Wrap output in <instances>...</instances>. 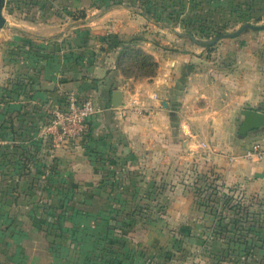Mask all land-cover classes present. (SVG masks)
Segmentation results:
<instances>
[{"label":"crops","instance_id":"obj_1","mask_svg":"<svg viewBox=\"0 0 264 264\" xmlns=\"http://www.w3.org/2000/svg\"><path fill=\"white\" fill-rule=\"evenodd\" d=\"M125 2L2 0L0 147L15 163L10 171H0V177L10 176L0 188V226L30 224V233L44 240L33 225L45 218V194L59 206V194L69 190L73 204L86 207L69 214L75 233L108 221L134 227L144 222L150 226L145 235L150 258L157 253L156 242L164 239L167 249L185 248L182 264H230L221 255L229 247L211 230L218 218L185 194L193 193L190 176L198 171L216 183L264 193V159L243 155L255 138L238 134L244 108L264 112V29L245 30L223 40L216 52L213 47L204 52ZM134 46L156 62L152 75L122 70L123 55ZM113 89L122 91L121 106L111 104ZM71 94L90 98L98 110L88 117L84 136L59 139L46 126L52 108ZM132 99L140 105L137 110ZM251 132L257 137L264 130ZM22 150L34 164L29 160L18 168ZM39 154L48 159L42 171L35 165ZM157 189L164 194L166 212L131 216L145 205L135 195L152 196ZM115 209L123 210L121 221L108 217ZM163 225L178 227L166 233ZM8 232L0 229V264H34L26 263L25 252L20 255L29 234ZM126 233L120 236L142 261L136 247L140 238ZM12 254L24 257L19 262ZM53 254L49 257L57 262L49 258L47 264H60L61 255ZM261 256L264 262V244ZM37 262L44 264L41 258Z\"/></svg>","mask_w":264,"mask_h":264},{"label":"rangeland","instance_id":"obj_2","mask_svg":"<svg viewBox=\"0 0 264 264\" xmlns=\"http://www.w3.org/2000/svg\"><path fill=\"white\" fill-rule=\"evenodd\" d=\"M148 2L150 5L145 8L151 13L156 12L157 18H155L162 26L170 25L172 30L180 32L176 35L180 36L182 40H188L192 43L194 42L190 39L189 33L193 34L197 39H210L223 32H234L246 22L264 23V0H149ZM136 8L138 11L145 9L143 5ZM190 29L192 30L191 32L189 31ZM239 36L241 34L237 37ZM223 40H226V38L209 45L213 47L210 50L216 52L217 46ZM177 45L182 50L185 49L182 46L181 40ZM198 46L203 47L204 52L208 51L205 46ZM171 47L173 49H179L176 46L174 47V45ZM132 56L133 54L129 51L122 58V70L127 74L132 73L141 76L144 73L148 74L156 71V66L150 63L151 60H146L142 69H138L135 62L132 64ZM246 136H248V139H254L256 138V133L251 132ZM0 149L3 150V146ZM39 159V166H37L38 171H41V169H44V164L47 165L48 159L45 160L42 154H39ZM196 169L198 171V167ZM1 170L2 168H0ZM200 173L199 171L198 173L191 172L190 181L192 186L188 190L193 191V193L188 192L189 194L185 195L191 197L196 202L195 205L202 208L204 206L208 212L218 218V223L211 230L215 233V236L218 235L216 238L223 239V242H226V246L229 247V252L225 253L224 250L223 254H221L222 257L227 262L230 261V264H263L261 247L264 243L261 237L264 235V193L248 191L249 189L246 191L245 186L235 183L229 185H224V183L220 182L216 183L210 180L211 178H202ZM8 178L0 177V188L8 182ZM158 192L157 189V192L152 196L149 194L145 195L143 192L135 195L136 197L142 198L139 200L145 202V205H141L135 213L130 215L140 217L144 214L153 218L158 213L162 214L166 212L167 207L165 206L166 202L163 198L164 194ZM45 197L47 199L45 201V207H47L51 201H49V197L46 194ZM72 197L73 195L69 193V190L59 194L60 204L62 205L63 211L66 212V215L63 213L60 219L63 221L60 230L62 231V235L57 229H55L54 235L51 236L37 229L39 234H44V240H42L41 235L40 237L39 235L33 236L30 233L32 232L30 224L8 225L9 228L0 226V229H6L9 232L16 230L18 233L22 232L24 235L26 233L29 234L30 239L28 244L26 243L25 251L20 252V255L22 253L24 254V252L26 253L24 255L26 263L32 260L34 264H37V261L41 258V261L47 264L49 258H51V261L54 260L52 257H49L54 253V257L61 255L59 257L60 264H182L181 258L185 248L177 244V247L172 246L174 248L167 249L165 247L166 240L164 239L158 240L155 244L157 250L155 255L156 259L154 254L153 258L149 257V246L146 245L148 242L145 240V235L150 227L148 223L142 222L134 227L128 225V223L125 225L113 224L108 221V224L102 225V227L95 226L90 231H79L75 233L73 231L75 230V225L72 224L69 214L70 212L71 214L72 212L74 213V208L83 211V208L86 207L81 203L73 204L74 199ZM131 205L132 203L129 206ZM198 207L196 209L201 210ZM122 211L116 209L110 210L108 217H118L117 219L121 221L124 217ZM148 213L150 214L148 215ZM39 226L33 225L35 228ZM177 227L163 225L162 231L164 230L163 232L169 233ZM40 228L43 229V225ZM123 231L127 232L126 235L130 232L137 233V238H140V244L145 243L142 247H140L141 245H136L143 252L142 261L139 262L136 259L137 256L133 252H130L132 249L131 246L127 245V242L120 236V233L122 234ZM246 236L247 239L245 238ZM192 242L196 244V238ZM135 243L138 244L137 241ZM80 247L82 248L81 252L80 249H77ZM181 247H183L182 250ZM77 252L79 255L75 259V253L77 254ZM85 252L88 253L87 256ZM20 255V260H18L19 257L15 258L13 254L9 256H13L16 261L21 262V258L24 256ZM216 255L218 257V254ZM14 259L11 260L15 261ZM54 261L57 262L56 260Z\"/></svg>","mask_w":264,"mask_h":264},{"label":"built area","instance_id":"obj_3","mask_svg":"<svg viewBox=\"0 0 264 264\" xmlns=\"http://www.w3.org/2000/svg\"><path fill=\"white\" fill-rule=\"evenodd\" d=\"M131 105L135 110L140 106L135 99ZM97 110L90 98L79 99L71 94L62 105L52 108L46 132L59 139L82 137L87 132L88 117ZM243 155L251 160L264 159V133L252 140Z\"/></svg>","mask_w":264,"mask_h":264},{"label":"trees","instance_id":"obj_4","mask_svg":"<svg viewBox=\"0 0 264 264\" xmlns=\"http://www.w3.org/2000/svg\"><path fill=\"white\" fill-rule=\"evenodd\" d=\"M125 4L127 6H131L133 8L136 7H141L143 5V7H148L149 4V0H125ZM114 3H118V1H114ZM137 9V8H136ZM143 13L150 19L157 21V17H156V12L154 11L153 13L149 12V10H147V8L142 9ZM156 17V18H155ZM190 32L192 31L191 29L189 30ZM135 38H139L134 36ZM208 50L212 47V46H205ZM131 52L133 54L132 56V64H134V62L137 64L138 69H142L144 63L146 62V60H151L150 63L154 64V66H156V62L154 61V59L152 58V56L146 52H144L141 48L139 47H132L128 50V52ZM126 53V52H125ZM135 64V65H136ZM155 72V71H154ZM153 72V73H154ZM125 74H127L124 71ZM153 73H148V74H142V75H152ZM132 74V73H131ZM135 75V74H132ZM141 75V76H142ZM135 76H139V75H135ZM3 122V121H2ZM1 137V135H0ZM3 138V135L1 137V139ZM19 147V146H18ZM19 154V157L17 158V163H19L18 168L21 167H26L29 163V160L34 164L36 160H31L30 157H27L25 155V151L22 150L20 153L17 152ZM8 151H6L5 149L1 150L0 149V168L4 169H8L9 165L13 164L14 165V161L11 160V157H8ZM28 160V161H26ZM36 167L38 168V164H35ZM38 165V166H37ZM42 166V164H40ZM46 165L44 164V169H45ZM13 168H16L15 166H13ZM40 169V168H39ZM43 169V170H44ZM42 171V169H41ZM12 175V174H11ZM64 183V181H62V184ZM63 189V188H62ZM26 197H28V199H32L34 194L32 193H28L25 194ZM41 199V197H40ZM66 215V212L63 211L62 209V205L56 206L54 205H48L47 207L44 208V219L41 222H37V225H40L39 227H37V229L42 230L44 233H46V235L51 236L54 235V231L55 229H57L58 231L61 230V224L63 221H61V216ZM43 225V229H41L40 227ZM59 234V232H58ZM60 234L62 235V231H60Z\"/></svg>","mask_w":264,"mask_h":264},{"label":"water","instance_id":"obj_5","mask_svg":"<svg viewBox=\"0 0 264 264\" xmlns=\"http://www.w3.org/2000/svg\"><path fill=\"white\" fill-rule=\"evenodd\" d=\"M2 4V0H0V6ZM264 20V16H263ZM248 29H264V23L257 24L252 22H246L242 24L239 28H237L234 32L230 33H220L219 35L214 36L210 39H197L191 33H189L190 39L202 46L212 45L220 39L227 38V37H236L240 33ZM111 104L113 107H118L122 105V91L119 89H113L111 92ZM165 106L166 102H162ZM262 129L264 130V112L260 111L255 108H244L242 110V120L238 126V134L239 135H246L253 130Z\"/></svg>","mask_w":264,"mask_h":264}]
</instances>
